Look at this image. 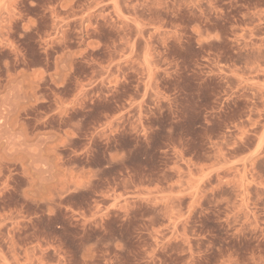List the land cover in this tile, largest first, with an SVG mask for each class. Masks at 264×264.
<instances>
[{
    "label": "rangeland",
    "instance_id": "1",
    "mask_svg": "<svg viewBox=\"0 0 264 264\" xmlns=\"http://www.w3.org/2000/svg\"><path fill=\"white\" fill-rule=\"evenodd\" d=\"M0 264H264V0H0Z\"/></svg>",
    "mask_w": 264,
    "mask_h": 264
}]
</instances>
